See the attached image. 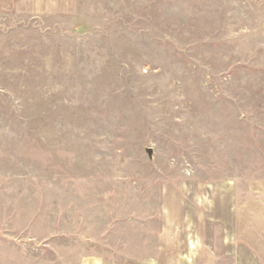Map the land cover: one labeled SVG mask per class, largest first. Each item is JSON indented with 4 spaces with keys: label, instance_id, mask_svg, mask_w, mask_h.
I'll list each match as a JSON object with an SVG mask.
<instances>
[{
    "label": "rangeland",
    "instance_id": "obj_1",
    "mask_svg": "<svg viewBox=\"0 0 264 264\" xmlns=\"http://www.w3.org/2000/svg\"><path fill=\"white\" fill-rule=\"evenodd\" d=\"M0 6V264H205L197 183L264 180V0Z\"/></svg>",
    "mask_w": 264,
    "mask_h": 264
},
{
    "label": "crops",
    "instance_id": "obj_2",
    "mask_svg": "<svg viewBox=\"0 0 264 264\" xmlns=\"http://www.w3.org/2000/svg\"><path fill=\"white\" fill-rule=\"evenodd\" d=\"M190 198L197 203V216L207 218L222 229L220 242L216 245L213 239L211 246H207L210 252L206 249L209 259L205 264H264V180L243 183L227 180L208 185L197 183ZM191 240L195 241L187 243V249L192 252L191 260L187 259V254L184 257L180 255V259L175 255L172 263L187 264L186 259L189 263L193 262V251L202 244L200 239ZM164 244L160 245V250L167 249L168 244ZM170 246L172 250V243ZM157 263V259L146 257L139 264ZM89 264L123 263L99 260Z\"/></svg>",
    "mask_w": 264,
    "mask_h": 264
}]
</instances>
